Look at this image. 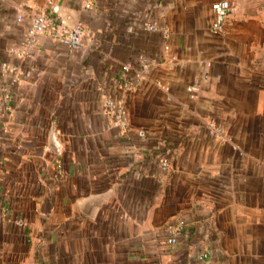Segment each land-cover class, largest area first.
Listing matches in <instances>:
<instances>
[{
	"label": "crops",
	"instance_id": "obj_1",
	"mask_svg": "<svg viewBox=\"0 0 264 264\" xmlns=\"http://www.w3.org/2000/svg\"><path fill=\"white\" fill-rule=\"evenodd\" d=\"M45 1L0 0V89L11 107L0 120V264H264L259 7L235 0L214 34L217 0H93L89 9L56 0L84 28L83 47L40 37L20 59L14 51ZM106 97L124 104L125 132L110 128ZM210 120L227 141L209 136ZM56 160L63 176L51 181Z\"/></svg>",
	"mask_w": 264,
	"mask_h": 264
},
{
	"label": "built area",
	"instance_id": "obj_2",
	"mask_svg": "<svg viewBox=\"0 0 264 264\" xmlns=\"http://www.w3.org/2000/svg\"><path fill=\"white\" fill-rule=\"evenodd\" d=\"M84 8H92L93 0H80ZM238 4L235 0H217L211 5V21L209 24L210 32L214 34L223 33L225 30L226 19L230 13L235 11ZM24 13L17 15V21H21ZM145 29L148 31H160L165 35L168 34V29L164 26H158L154 23H147ZM86 35L84 28L79 24H69L61 11V4L56 0H46L39 6L35 12L31 14V21L26 29L21 46L14 51L15 55L20 59L28 58L37 41L40 37H50L63 45L70 51H77L83 47V39ZM147 67V63L144 64ZM124 73L130 70V65L125 64L122 66ZM12 82H19L23 74L22 68L19 64L13 66ZM119 86L125 90L131 88L130 80L125 76L119 82ZM7 89H0V120L5 114L11 110L9 104V95ZM104 108L106 114L110 117V128L116 129L123 133L126 131L128 125L125 118L124 104L111 97H106L104 100ZM206 128L210 137L227 141L224 128L216 121L210 120L206 123ZM233 148H236L233 146ZM169 161L165 158L161 161L163 170L168 168ZM63 176V168L60 160H56L53 165L49 178L51 181H58ZM40 183L44 180L40 179ZM184 220L179 219L177 222L170 224L167 228V244H174L184 228ZM203 253L201 257H205Z\"/></svg>",
	"mask_w": 264,
	"mask_h": 264
},
{
	"label": "water",
	"instance_id": "obj_3",
	"mask_svg": "<svg viewBox=\"0 0 264 264\" xmlns=\"http://www.w3.org/2000/svg\"><path fill=\"white\" fill-rule=\"evenodd\" d=\"M48 149L55 154H58L60 152V145L56 142L52 134H50L49 136Z\"/></svg>",
	"mask_w": 264,
	"mask_h": 264
},
{
	"label": "rangeland",
	"instance_id": "obj_4",
	"mask_svg": "<svg viewBox=\"0 0 264 264\" xmlns=\"http://www.w3.org/2000/svg\"><path fill=\"white\" fill-rule=\"evenodd\" d=\"M246 2H249V3L254 2L253 4H250V5L259 7L260 16H262V19L264 20V0H246Z\"/></svg>",
	"mask_w": 264,
	"mask_h": 264
}]
</instances>
